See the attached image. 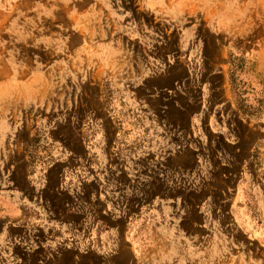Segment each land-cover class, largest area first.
<instances>
[{
    "label": "rangeland",
    "instance_id": "rangeland-1",
    "mask_svg": "<svg viewBox=\"0 0 264 264\" xmlns=\"http://www.w3.org/2000/svg\"><path fill=\"white\" fill-rule=\"evenodd\" d=\"M0 264H264V0H0Z\"/></svg>",
    "mask_w": 264,
    "mask_h": 264
}]
</instances>
